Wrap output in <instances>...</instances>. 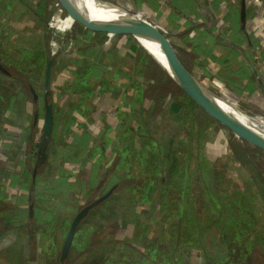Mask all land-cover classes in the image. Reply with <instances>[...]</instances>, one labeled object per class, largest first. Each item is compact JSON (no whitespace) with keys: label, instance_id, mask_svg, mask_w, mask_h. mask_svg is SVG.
<instances>
[{"label":"crops","instance_id":"crops-1","mask_svg":"<svg viewBox=\"0 0 264 264\" xmlns=\"http://www.w3.org/2000/svg\"><path fill=\"white\" fill-rule=\"evenodd\" d=\"M130 3L165 33L203 87L264 114V0ZM71 7L64 0H0V50L13 52L20 38L18 46H30L33 54L14 50L21 60L15 67L38 79L51 60L46 96L53 112L44 148L37 119L43 86L32 87L37 97L31 90L30 102L24 92L16 113L0 116V264H170L143 252L158 219L164 176L153 171L145 191L135 183L155 166L149 144L162 146L159 169L166 168L171 136L157 111H177L175 102L157 93L156 74L127 32L91 27ZM109 189L81 218L61 260L75 213Z\"/></svg>","mask_w":264,"mask_h":264},{"label":"rangeland","instance_id":"rangeland-1","mask_svg":"<svg viewBox=\"0 0 264 264\" xmlns=\"http://www.w3.org/2000/svg\"><path fill=\"white\" fill-rule=\"evenodd\" d=\"M110 1L116 7L133 8L130 0ZM133 9L140 16L146 14L136 7ZM127 34L146 56L145 67L150 75L156 74L153 77L157 93L169 97L168 102L173 100L177 110L160 108L157 111L165 122L164 133L171 136L166 148L171 152L165 157L168 163L164 169L165 178L170 176L166 187L158 190L161 195L158 219L142 251L170 264H264V149L243 138V143L236 140L233 133L186 94L172 76L169 82V71L158 66L133 35ZM14 42L13 52L5 54L0 50V62L15 67L21 60L20 56L13 58L14 50L19 55L21 50V57L32 56L33 52L26 49L30 46H18L20 38ZM42 81L43 76L35 83L39 91H42ZM26 98L31 101L30 94ZM38 106V128H41L42 99ZM35 108L33 105L32 113ZM32 113L28 114L30 121L34 117ZM156 147L160 154L162 146L157 144ZM206 148L216 152L207 153Z\"/></svg>","mask_w":264,"mask_h":264},{"label":"water","instance_id":"water-1","mask_svg":"<svg viewBox=\"0 0 264 264\" xmlns=\"http://www.w3.org/2000/svg\"><path fill=\"white\" fill-rule=\"evenodd\" d=\"M68 5L72 6L71 9L75 12V17H77L83 23L91 26L102 29H111V30H123L125 32H140L154 39L162 55L167 62L169 74L177 81L179 86L183 89V91L188 94L197 104H199L204 110H206L213 118L221 122L225 125L231 132H235L241 136V138L254 143L255 145L264 149V135L252 130L242 122L232 118L222 110L215 107L211 102V95H215L212 92L208 91L205 87L201 85V83L192 76L191 72L187 70L183 66V64L179 61L175 49L169 43L165 33L158 30L153 24L149 21L141 18L133 8H126V6H117L119 9H123L121 12H118V15L114 17H107L105 19H87L81 16L79 11V6L82 8H86V4H84L83 0H64ZM111 4H113L111 2ZM114 5V4H113ZM113 8V7H112ZM115 8V7H114ZM131 9V10H130ZM50 63L49 59L45 66L44 77H43V90H44V116H43V124H42V146L43 148L46 146L51 128L53 123V115H52V104L47 101V92L49 90V80H50ZM0 70L2 72L8 73V69L0 62ZM33 92V98L37 97V93L31 87ZM217 96V95H216ZM110 189L103 193L101 196L93 199L92 201L86 203L82 206L73 216L66 236L64 238L60 259L62 260L68 251L70 242L72 240L75 228L77 227L81 218L87 214L88 210L99 203L103 198H105L109 193Z\"/></svg>","mask_w":264,"mask_h":264},{"label":"bare ground","instance_id":"bare-ground-1","mask_svg":"<svg viewBox=\"0 0 264 264\" xmlns=\"http://www.w3.org/2000/svg\"><path fill=\"white\" fill-rule=\"evenodd\" d=\"M83 2L87 6V9L85 8L86 11L103 18L112 16L114 17L115 15L119 14L118 12H121L123 10L111 4L110 0H83ZM140 17L142 18V16ZM132 35L141 43L142 47L145 48L146 51L155 59L158 66H160L164 70H168L167 62L165 61L162 52L160 51L158 44L154 39L140 32H133ZM210 97L211 102L215 107L222 110L232 118H235L236 120L242 122L252 130L264 135V114L259 112H245L242 109L227 104L226 102H224V100H222L216 95H211ZM232 133L236 140H238L240 143H243V139L240 135L233 131Z\"/></svg>","mask_w":264,"mask_h":264},{"label":"trees","instance_id":"trees-1","mask_svg":"<svg viewBox=\"0 0 264 264\" xmlns=\"http://www.w3.org/2000/svg\"><path fill=\"white\" fill-rule=\"evenodd\" d=\"M92 18L97 19L96 17H92ZM6 63L7 62H2V64L5 66V68L8 69L9 72L5 73V72H2L0 70V116L5 111H9V113L15 112L16 106H17V101L20 98V96L24 92L31 95V93H30L31 89L30 88L31 87H37L35 85V83H36V80H39L37 77L33 76L30 72L25 71V70H21L18 67L9 66ZM14 85H16V87L19 86L20 88L16 89V87ZM174 107H176L175 104H174ZM157 144L159 145V142H157ZM156 145H155V147H152V144L148 145V147H151L154 150L155 157L151 158V160H152L153 164H155V166L152 167V169L144 171V173L141 174L140 178L135 183V185L137 187L141 188L143 191L146 190L147 185H149L150 182H152V181L154 182V178L152 179V176L154 173L153 171H156L158 176H160L161 174L164 176V183L162 185L161 190H163L166 187V182L168 181L167 179L170 176V174H169L167 176V178H165L166 177L165 175L167 173L165 174V171L162 173V171L159 169L160 157L158 155V148L156 147ZM146 147H147V145H146ZM168 147H166V148H168ZM170 152H168V153H170ZM160 197H161V195H159V199H160Z\"/></svg>","mask_w":264,"mask_h":264}]
</instances>
